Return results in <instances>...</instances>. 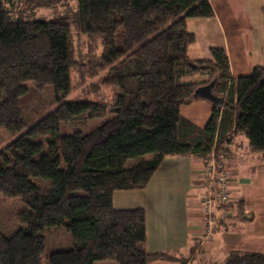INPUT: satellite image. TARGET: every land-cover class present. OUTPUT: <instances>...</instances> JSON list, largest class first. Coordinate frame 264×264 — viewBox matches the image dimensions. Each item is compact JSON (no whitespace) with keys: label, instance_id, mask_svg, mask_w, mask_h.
Wrapping results in <instances>:
<instances>
[{"label":"trees","instance_id":"obj_1","mask_svg":"<svg viewBox=\"0 0 264 264\" xmlns=\"http://www.w3.org/2000/svg\"><path fill=\"white\" fill-rule=\"evenodd\" d=\"M65 1L21 0L18 10L0 0V130L11 137L0 150V196L23 205L13 221L5 219L20 229L7 237L0 227V264L174 260L146 251L145 211L115 209L113 194L145 190L167 156L203 160L227 153L239 136L251 152L263 154L264 65L231 79L224 49L210 48V60L188 57L195 37L186 21L211 18L210 0H75L73 12L23 18L22 7ZM73 30L88 46L79 66ZM74 69L82 79L101 73L112 99L66 102ZM213 78L223 104L212 106L200 129L181 117L180 108ZM47 87L54 93L42 105L47 113L26 120L29 99ZM97 119L105 122L86 134L61 132L63 124ZM236 211L234 218L243 219L239 202ZM61 228L72 249L45 255L43 233ZM222 264H264V255L233 251Z\"/></svg>","mask_w":264,"mask_h":264},{"label":"crops","instance_id":"obj_2","mask_svg":"<svg viewBox=\"0 0 264 264\" xmlns=\"http://www.w3.org/2000/svg\"><path fill=\"white\" fill-rule=\"evenodd\" d=\"M210 6L211 18L186 21L187 30L195 37L188 47V57L210 60L209 49L222 48L228 59L230 78L250 76L255 68L264 65V0H210ZM201 31L204 37L212 32L203 46L199 38ZM211 114L212 104L205 100H194L180 108L181 117L200 129L206 126ZM244 157L234 156L229 160L226 172L229 203L227 210L214 208L217 223L209 236L202 208L207 185L204 162L196 156H167L145 190L113 194L115 209L145 211L146 251L166 253L174 259L148 264H222L233 251L264 255L262 158L258 159L260 156L253 152H247ZM240 170L243 173L246 170V178L237 176ZM238 202L244 213L251 215L250 219L234 218ZM222 222L225 227L219 226Z\"/></svg>","mask_w":264,"mask_h":264},{"label":"rangeland","instance_id":"obj_3","mask_svg":"<svg viewBox=\"0 0 264 264\" xmlns=\"http://www.w3.org/2000/svg\"><path fill=\"white\" fill-rule=\"evenodd\" d=\"M12 3H14V7L19 10V5H24L21 0H9ZM75 0H66L64 3L58 6H51L47 8H39L34 7L30 10H26V8L22 7L23 12V18L24 19H32V18H40V17H51L52 15L58 13L61 14L63 12L70 11L73 12L75 10ZM196 20V19H195ZM197 22V21H195ZM202 31L200 32V40L202 42V46L206 41L211 37L212 32H208V36L204 37L202 35ZM72 44L75 50V60L77 61V66L80 65V58H83L87 52H88V46L86 39L78 34L77 31H72L71 36ZM200 42H198L197 45L194 46V49L199 46ZM100 50L96 51V54H99ZM207 57V56H206ZM85 66V65H82ZM84 69V67H83ZM87 71L89 70V66L86 67ZM78 69H74L72 72V89L71 94L65 99V101H73L77 99H89V100H101L103 102H109L112 99V92L109 88L103 87L101 83V73L98 74L95 77H90L86 79H82L78 75ZM89 72V71H88ZM93 86H97L96 88V94H93ZM54 98L53 89L51 87H47L45 93H40L37 96H33L29 99L28 106L31 109L29 112L25 114V119H35L38 115L39 117L45 115L49 108H42L44 104H47L51 102ZM45 109V111H44ZM38 117V118H39ZM105 122V119H97L93 121H88L86 124H75L72 126L68 124L61 125V132L63 134H72L74 132H81L82 134H86L90 132L92 129L100 126ZM11 137H9L4 131L0 130V150L5 147L8 142L11 140ZM238 139V140H236ZM236 139L232 140L231 144L227 145L226 148L228 149L227 153L226 151L220 153L219 155L213 152L214 159L210 157H206L203 159L204 162V169L208 166V164H215V162H221L223 160L225 171L227 172V165L229 164V160H231L234 156H240L241 158H245L247 152H251L247 148V141L244 137H237ZM41 142H45V138H39L38 139ZM47 150L46 146L42 150V153H45ZM247 151V152H246ZM236 153V154H235ZM241 153V154H240ZM256 156H260L258 159L262 158V170H264V157L262 156V153H254ZM257 159V160H258ZM133 163V161H129L128 164ZM257 165V164H254ZM260 165V164H258ZM260 172V170H259ZM260 174V173H259ZM247 175L246 170L245 172L238 171L237 176L244 177ZM264 185V184H263ZM227 206V205H226ZM225 206V207H226ZM23 205L19 203L18 200L13 199H6L5 197L0 196V227L2 232L5 234V236H9L13 233H15L18 229L21 228L19 224H13L8 223L5 221V219H11L13 221V214L17 212L19 209H21ZM222 209H227V208ZM243 219L248 218L250 219V214H245L243 210L242 214ZM220 219V218H219ZM213 232V229H212ZM45 238V255L51 254L53 251H66L72 249V242L70 240V235L67 231H65L64 228L61 229H54V230H46L44 233ZM94 264H116L114 262L105 261V262H95ZM195 264V263H193Z\"/></svg>","mask_w":264,"mask_h":264},{"label":"built area","instance_id":"obj_4","mask_svg":"<svg viewBox=\"0 0 264 264\" xmlns=\"http://www.w3.org/2000/svg\"><path fill=\"white\" fill-rule=\"evenodd\" d=\"M214 153L210 154V157L214 159ZM206 192L202 198V208L204 215L207 218V230L206 235L212 233L217 218L214 217V208L217 207L220 210L229 203V191L227 183V173L224 168L223 160L221 162H215V164H208L204 169Z\"/></svg>","mask_w":264,"mask_h":264},{"label":"water","instance_id":"obj_5","mask_svg":"<svg viewBox=\"0 0 264 264\" xmlns=\"http://www.w3.org/2000/svg\"><path fill=\"white\" fill-rule=\"evenodd\" d=\"M216 81V78H213L208 84L197 87L192 94V99L205 100L212 104V106L221 107L223 99L217 97L213 92Z\"/></svg>","mask_w":264,"mask_h":264}]
</instances>
